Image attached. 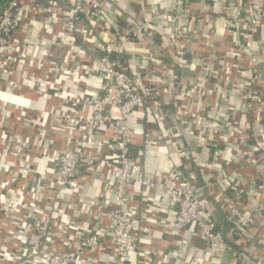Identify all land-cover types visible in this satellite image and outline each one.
<instances>
[{
	"label": "built area",
	"instance_id": "2783aa9c",
	"mask_svg": "<svg viewBox=\"0 0 264 264\" xmlns=\"http://www.w3.org/2000/svg\"><path fill=\"white\" fill-rule=\"evenodd\" d=\"M203 1L213 5L214 0ZM186 2L177 0L160 16L183 11L187 17L189 14L200 19L211 30L209 48L188 52L183 47L179 49L190 61L198 60V78L203 83L198 82L196 90L190 92H198L201 98L216 100L223 103L222 106L246 108V123L250 124L242 126L231 137L239 143V153L234 158L220 153L212 155L208 146L209 151L203 153L205 160L194 161L200 168L199 178L185 173L180 165L147 177L140 155L131 152L134 132L129 120L134 112L149 109L154 104L164 107L161 98L165 89H176L180 85L175 78H163L171 67L163 54L153 56L149 65L152 75L156 72L163 78L159 82L138 76L126 58V44L151 32L158 22L156 14L151 17L138 14L133 24L130 23L132 18L108 12L102 0L6 2L0 15L1 263V254L6 250L5 264H32L37 260L41 264H72L76 260L80 264L88 260L97 264L96 252L103 240L114 250L109 260H102L104 264H124L129 254L136 251L139 253L137 264H157L159 256L170 263L169 250L167 253L160 247L139 246L130 216L131 209H137L136 202L151 205L149 192H146L151 191L154 196L163 193L166 206L173 211L174 219L170 224L173 238L178 239L192 228V234L206 242L213 257L225 251L233 264H257V261L264 264V66L252 55V50L264 51V41L259 34L264 24V0H244L247 17L224 28L223 35L227 28L233 33L227 37L229 41L223 36L221 40L214 37L212 32L211 23L217 10L209 8L204 11L206 14H200L204 17L201 18L186 11ZM157 32L153 29L151 34H159ZM223 40L225 47L219 49L217 44H222ZM76 68L79 73L71 76ZM87 71L98 75L99 93L89 94L82 89V76ZM71 78L75 82H71ZM181 86L194 88V84ZM19 92L41 100L42 106L17 101L23 98ZM185 92L180 97L178 118L192 123L185 105L191 95L188 90ZM6 93L19 97L9 100ZM50 98L57 99L60 106L56 107V103L45 106ZM81 107L89 112L82 121L74 115L76 108ZM41 119L45 120L41 122ZM157 119L161 120L159 116ZM78 128L85 136L94 138V142L83 144L72 137ZM59 133L66 135L67 141L56 148L52 143ZM30 134L36 135V141L41 140L43 144L30 142ZM146 142L163 143L164 136H148ZM215 143L210 146L215 144L214 148H218ZM186 154L189 157L186 158ZM34 155L52 157L55 170L42 176L44 178L40 176V183L29 184L25 188L29 189V194L25 196L14 179L31 177ZM178 155L187 162L198 159L195 153L179 151ZM97 168L111 175L113 197L99 214L104 224L74 241L75 227L63 218L61 223L56 221V217L65 214L58 193L81 186L86 173ZM20 170L22 176L18 175ZM248 185L257 190L256 197L251 195V208L243 204L240 196ZM203 196L218 206L219 221L203 217L206 211ZM31 201L40 212L29 210ZM222 225L227 227V235ZM11 233L20 236V243L9 250L3 243L9 241ZM55 236L60 239L62 250L52 247ZM236 236L239 239L231 238Z\"/></svg>",
	"mask_w": 264,
	"mask_h": 264
},
{
	"label": "crops",
	"instance_id": "0c3cea01",
	"mask_svg": "<svg viewBox=\"0 0 264 264\" xmlns=\"http://www.w3.org/2000/svg\"><path fill=\"white\" fill-rule=\"evenodd\" d=\"M177 0H102L106 5L108 12L118 13L125 19L132 18L130 23H135L136 15L151 17L152 14L158 16V22L152 27L157 30L159 34L147 33L141 37H135L126 44V58L130 63L131 70L138 76L146 78L145 80H152L159 82L163 78L176 79L179 86L173 89L168 87L165 89L164 95L161 101L164 103V107L159 108L156 104L149 109L141 108L134 112L131 120L134 121L133 132L134 136L130 143L131 152L133 154L140 155V161L143 166L144 173L147 177L155 176L158 173H162L170 168L180 165L185 173L192 174L199 178V165L195 164L197 161H204L205 157L203 153L209 150L212 155L228 156L234 158L239 153V143L235 141L234 137L238 130L242 128L246 123L248 116L244 114L246 109H237L230 105H223L214 100V102L207 100L205 97H200L198 92L192 94L190 91H195L199 82L198 76V60H189L185 56H182L179 49L183 47L189 51L202 50L209 48V32L211 31L207 24L201 22L197 17L190 16L188 12L196 16H200L201 13L206 14L204 11L207 9L218 10L219 13L215 16L211 25L214 28V37L218 39L228 40L227 37L232 36L231 30L227 28V32L224 33V28L229 25H234L236 21L245 19L247 16V8L244 0H214L213 5L211 3L204 2L203 0H187L185 6H187V14L183 11L176 12L172 16L161 17L160 14L169 8ZM183 4V3H181ZM210 6V7H209ZM144 14V15H143ZM160 16V17H159ZM204 18L203 16H200ZM154 32V31H153ZM259 34L264 41V24L259 30ZM208 38H207V36ZM146 36V38H145ZM235 34L233 35V37ZM213 37V35H211ZM224 40L222 44H217L219 49L225 47ZM182 43V44H180ZM136 46V47H135ZM140 50H139V49ZM196 50V51H197ZM251 50V49H250ZM195 51V52H196ZM194 52V53H195ZM161 53L164 55V60L170 64L169 72L163 75V78L157 75L158 73H150V61L153 56L157 57ZM191 53V54H194ZM139 54V56L137 55ZM252 55L259 62V65L264 66V51L262 53L252 50ZM146 57V60L143 59ZM85 62V61H83ZM87 63V62H85ZM79 73V68L72 71L71 76ZM198 79V80H197ZM159 80V81H158ZM71 82H75L74 78H71ZM82 89L90 93H99L101 82L98 75L92 71L84 72L82 76ZM205 82V81H204ZM200 84L203 82H199ZM194 84L193 90L187 89L181 85ZM59 85V83H56ZM190 93L188 102H186L187 110L192 116L191 122L181 121L178 118L180 112V97L187 91ZM19 94L23 97H19L18 94L6 93V98L13 100L19 97L17 100L26 104L27 101L33 102L32 105L41 107V100L31 99L25 97L22 93ZM204 96V95H203ZM230 100H232L230 96ZM235 102L234 100H232ZM56 103V107L60 104L57 99H48L44 104ZM226 103V102H225ZM227 104V103H226ZM185 110V109H184ZM253 113V111L251 112ZM89 112L86 108H76L74 115L76 118H83L88 116ZM157 116L161 120L157 119ZM13 117V116H12ZM50 119V117H49ZM9 120H12L10 117ZM45 119H41V122ZM158 120L159 123L156 121ZM257 122V121H255ZM157 123V124H156ZM26 132V131H25ZM60 136H56L55 141L52 143L56 148L61 147L67 141V136L59 133ZM164 136V142L155 145L148 144L146 142L147 137ZM76 137L79 143L87 142L89 144L94 142V138L85 136L81 129H77L73 132L72 137ZM30 142L34 143L37 139L36 135L30 134L28 136ZM217 142V147L214 148L210 144ZM220 142L223 147L218 146ZM35 144L42 145L43 142L38 140ZM38 151L37 149H35ZM208 150V151H209ZM184 151L189 153H195L197 160L191 159L182 160L179 158L178 152ZM39 154V152H37ZM186 158L189 155H185ZM35 162L34 169L32 170L31 177L26 176L25 180L14 179L15 184L22 189V192L29 194V189H25L29 184L34 182H41L40 176L49 175L54 168V159L52 157H41L39 155L33 156ZM195 161V162H194ZM13 170L17 168L13 167ZM18 173L22 176L23 172ZM44 178V177H42ZM112 177L109 173L102 171L101 168L92 169L86 173L85 179L82 181L81 186L71 187L69 190H62L58 193L60 200V207L64 210L63 216L56 217L57 222L61 223V218L65 219L67 223L75 227V236L73 240L82 239L88 233L101 227L105 221H101L99 214L103 213V208H106L113 197ZM231 187L234 184L227 183ZM38 186V184H34ZM33 186V185H32ZM232 189V188H231ZM245 190L241 191V199L243 204L251 208L253 199L251 195L256 197V189L248 185ZM35 192V190H34ZM149 192L148 199L151 202L146 204L144 202H136V208L131 209L130 216L133 219L134 228L137 232V242L139 246L163 248L169 250L171 262L168 263L164 260V257H157V264H233V259L228 255V252H221L220 255L213 257L211 250L208 248L206 242L202 238H198L192 234V228L187 229L182 235L177 238L172 237V230L170 224L174 219L173 211L166 206V200L163 193H158L154 196V192ZM240 192V191H239ZM43 199V195L39 200ZM203 205L206 211L203 212V217L216 218L220 220L218 214V206L211 203L206 196L202 197ZM134 205V206H135ZM29 210L32 213L40 212L39 207L32 201L29 205ZM60 213V212H59ZM53 213L51 216H54ZM2 217L0 216V220ZM59 219V221H58ZM226 225V223H225ZM223 226V225H222ZM224 227V226H223ZM226 228V227H224ZM20 236L15 233L12 234L8 242H4L9 250L15 249L19 242ZM72 240V236L69 238ZM1 244V243H0ZM52 247L57 250H62L60 245V239L55 236L52 243ZM99 262L97 264H104L102 260H109L113 256L114 250L112 245L108 241L103 240L102 244L97 249ZM139 253H130L126 258L124 264H137ZM82 261L85 258L81 259ZM40 260H37L32 264H41ZM84 264H95L90 261H84ZM0 264H5L1 263ZM72 264H80L79 260Z\"/></svg>",
	"mask_w": 264,
	"mask_h": 264
},
{
	"label": "trees",
	"instance_id": "16d2710c",
	"mask_svg": "<svg viewBox=\"0 0 264 264\" xmlns=\"http://www.w3.org/2000/svg\"><path fill=\"white\" fill-rule=\"evenodd\" d=\"M8 0H0V15L2 14V12H3V10H4V6H5V4H6V2H7ZM217 12H218V10H217ZM219 13V12H218ZM136 47V46H135ZM139 49V48H138ZM140 50V49H139ZM138 56H139V54H137ZM143 59L144 60H146V57L145 56H143ZM134 121H132L131 119L129 120V123L132 125V128L134 127V125L132 124ZM224 224V223H223ZM225 226V225H224ZM227 228V227H226ZM226 228H224V232H225V234L227 235V229ZM232 239H239V237L238 236H236V237H231ZM229 242L230 243H232L233 241H231V240H229ZM234 245V244H233ZM234 247H235V245H234ZM235 248H238V247H235ZM241 250V249H240ZM243 250L244 249H242V253L245 255H247V253H244V252H246V251H244L243 252ZM245 255V256H246Z\"/></svg>",
	"mask_w": 264,
	"mask_h": 264
},
{
	"label": "rangeland",
	"instance_id": "374dc122",
	"mask_svg": "<svg viewBox=\"0 0 264 264\" xmlns=\"http://www.w3.org/2000/svg\"><path fill=\"white\" fill-rule=\"evenodd\" d=\"M5 252H6V250L3 251L4 254H1V260H2L3 263H7L6 260H7L8 254H5ZM25 262H26V260H25ZM29 262H30V259H29ZM257 264H260L259 261H257Z\"/></svg>",
	"mask_w": 264,
	"mask_h": 264
}]
</instances>
